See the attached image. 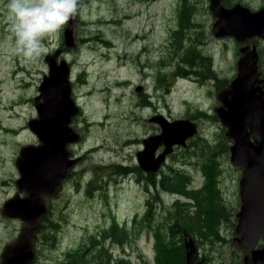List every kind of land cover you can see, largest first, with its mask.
I'll return each mask as SVG.
<instances>
[{"label":"rangeland","instance_id":"374dc122","mask_svg":"<svg viewBox=\"0 0 264 264\" xmlns=\"http://www.w3.org/2000/svg\"><path fill=\"white\" fill-rule=\"evenodd\" d=\"M190 1L192 5L183 7V0H80L77 45H65V25L45 38L46 54L24 62L11 52L14 41L7 0H0V264L3 247L24 225L18 218H6L1 208L18 191L15 159L21 147L38 142L28 122L38 115L35 97L49 71L46 55L61 47L73 68V97L81 109L73 122L82 135L73 147L81 160L58 194L47 200L49 213L36 241L34 264H64L79 250L90 259L98 249H104L103 260L111 254L114 263L123 257L126 264H155L157 226L151 225L165 223L175 204V197L165 191L156 198L155 182L170 174L169 165L190 175L186 185L201 194L198 204L184 198L186 205L181 206L189 211L188 217L193 216L183 223L189 225L200 257L207 264H242L243 251L234 238L243 172L231 161L233 141L215 110L221 104L218 93L237 74L240 43L233 36L213 34L216 16L210 0ZM231 1H242L253 9L264 4V0ZM181 19L185 33L193 36L184 33L174 40ZM258 39L264 70V39ZM182 68L189 72L176 76ZM158 114L189 118L198 123L199 131L186 146H176L158 172L150 174L135 169L137 152L145 137L161 132L160 123L151 119ZM197 145L202 149L195 152ZM208 154L219 161L218 171L213 163H200L206 156L210 160ZM123 166L132 169L124 171ZM209 187L210 195L217 191L215 196L225 202L219 206L226 212L219 229L225 240L210 236L211 230H204L198 221L208 204ZM150 209L155 217L142 222ZM163 241L162 258L169 255V237ZM169 244L175 245V258L184 245L181 256L185 255L186 264L184 236L176 234ZM92 264L105 263L95 257Z\"/></svg>","mask_w":264,"mask_h":264},{"label":"water","instance_id":"95a60500","mask_svg":"<svg viewBox=\"0 0 264 264\" xmlns=\"http://www.w3.org/2000/svg\"><path fill=\"white\" fill-rule=\"evenodd\" d=\"M224 0H211L210 8L216 16L215 36H233L244 44L237 62V74L218 93L221 104L215 109L226 134L233 139L231 160L242 168L240 179L241 207L237 213L238 233L234 244L245 250L242 264H264V77L259 68L260 54L254 39L264 38V6L252 10L242 3L228 7ZM75 19L64 30L65 45L75 47ZM63 48L46 55L49 71L39 85L35 97L38 115L28 125L37 135L38 143L21 147L16 159L20 176L19 191L7 199L2 213L24 221L21 232L2 253V264H33L36 258L34 241L49 212L46 197L57 194L71 168L80 157H71L68 144L81 140L72 126L80 107L72 95L71 64L59 56ZM161 125V132L143 139L144 147L137 152L139 165L148 172L158 171L172 152L174 145L186 144L198 132L197 122L189 118L170 120L164 114L152 117ZM257 137V141L254 139ZM164 146V149L157 153ZM186 264H207L200 257L195 239L184 231Z\"/></svg>","mask_w":264,"mask_h":264},{"label":"trees","instance_id":"16d2710c","mask_svg":"<svg viewBox=\"0 0 264 264\" xmlns=\"http://www.w3.org/2000/svg\"><path fill=\"white\" fill-rule=\"evenodd\" d=\"M190 0H183L182 4L183 7H187L188 5H192V3H190ZM191 11L193 7L191 6ZM182 18H184V16H182ZM191 19V17H189ZM185 26H184V19H181V23H180V27L179 29H177L174 33V40H176L178 38V35L182 34L184 36L185 33ZM188 33V36H193L192 33L186 32ZM185 33V34H186ZM180 42V40H179ZM192 44H193V40H192ZM196 45H197V41H196ZM181 42H180V49H181ZM195 49H198L197 47L194 48L193 52H197ZM194 52V54H196ZM188 55H186L184 61L186 62L188 59ZM180 63L179 65L181 66ZM197 70V69H194ZM187 72H189L188 68H182L180 69V71L176 72V76H182L184 74H186ZM191 72H195V71H191ZM263 75H264V70H263ZM199 145H197L195 152L197 151V149H202L198 147ZM204 150V148H203ZM209 159H206L207 156L205 158H203L201 160V164H206V163H213L216 168L217 171L220 168V164L219 161H217L212 155L208 154ZM211 157H213L216 161H214V159H212ZM172 164V163H171ZM170 167V174L169 175H163V178L159 180L157 179V181L155 182V190H156V198H157V193H159V191H165L168 193H171V195L173 197H175V204L173 209H169V213L170 215L167 217L165 223H158L159 221H157L156 223H152L151 227H155L157 226V232L154 233L155 237H156V248H157V256H156V263L155 264H171L172 263V259L176 260V263L174 264H185V255L181 256L182 253H184V245H180V255L177 256V258L172 257L173 255V250L175 245L174 244H169L172 241V238L178 234L181 235L182 237L183 235V230L184 229H188L187 226L189 225H185V223H183L184 220L187 219H192L193 216H189L190 214L189 211L187 210V208L181 209L182 205H186V202L183 200L184 198H190V199H194L196 202V204H198L199 202V198L201 196L199 191H192L191 189H189V186L186 185V178H191V176L187 175L184 171H180L176 168H174L172 165H169ZM210 168H213L211 166H209ZM124 169V171L130 170L132 169L131 167H127V166H123L122 167ZM135 169H138L139 171H143L142 168L140 166L136 167ZM175 170V171H174ZM144 172V171H143ZM127 173V172H125ZM153 174V173H150ZM175 181H177V183H174ZM168 186H171L173 188H170ZM209 195L208 198H206L207 201V207L203 208L204 209V214L199 215L198 216V221L200 223V225H202L203 229H209L211 230L212 234L210 236L215 237L216 239H221V240H225V238L220 235V233L222 231H219L221 224L224 221V217L226 212L224 213L223 211H220L219 206L222 204H225L224 199L221 196H215L216 193L210 195V187L208 189ZM218 194V193H217ZM213 205H216V208L213 207ZM145 213V212H144ZM173 215V216H172ZM155 217V214L153 215L152 210L150 209L149 211H146V213L142 216L141 221L145 222L150 220L151 218ZM137 220H140L139 217L136 218ZM44 223H46V219H44L43 221V225H42V229L41 232L43 231V229H45L44 227ZM146 223V222H145ZM180 223V226H178ZM190 228V227H189ZM110 230H112V228L110 229H106L105 233L110 232ZM166 235L169 237V243H167V249L169 252V255H165L164 258H162V246H164V241L163 238L165 237L166 239ZM193 236V235H192ZM203 238L205 236H202ZM215 240V239H214ZM98 243H95V246L97 247ZM101 249H98V252H92V257L90 259H86L82 254L81 251L79 250L78 252L76 251V253H74L73 257L70 254L66 260H64V264H92L93 259L95 257L100 258V261L105 263V264H126L127 261L122 257L117 259L116 263L113 262V260L111 259V254H108L107 257L104 258V260L102 259L101 256L102 253L104 252V249L100 252ZM97 251V250H96ZM88 255V254H87ZM87 257V256H86ZM38 259V257H37Z\"/></svg>","mask_w":264,"mask_h":264},{"label":"clouds","instance_id":"9594fccd","mask_svg":"<svg viewBox=\"0 0 264 264\" xmlns=\"http://www.w3.org/2000/svg\"><path fill=\"white\" fill-rule=\"evenodd\" d=\"M13 43L11 52L34 62L49 49L46 37L58 34L80 10V0H7Z\"/></svg>","mask_w":264,"mask_h":264},{"label":"flooded vegetation","instance_id":"af4514ba","mask_svg":"<svg viewBox=\"0 0 264 264\" xmlns=\"http://www.w3.org/2000/svg\"><path fill=\"white\" fill-rule=\"evenodd\" d=\"M226 2H227V4L225 3V0H224V3H225V5L226 6H228V7H231V6H234V5H236L237 3H242L243 5H245V6H248L247 4H244L242 1H236L235 3H233L231 0H226ZM233 3V4H232ZM210 4H211V0H210ZM264 6V4L263 5H261L259 8H257V9H253V8H251L250 6H248L250 9H252V10H258V9H260L261 7H263ZM209 7H210V5H209ZM210 10H211V8H210ZM212 11V10H211ZM213 13V12H212ZM201 27V26H200ZM212 32H213V29H212ZM203 33V30H201V31H199V34H202ZM214 34V33H213ZM223 37H225V36H223ZM254 41L257 43V48H258V50H259V54H260V59H259V68L261 69V70H263V67H262V64H261V58H262V54H263V49H262V47L260 46V44L258 43V41H259V39H254ZM240 43V47L244 44L243 42H239ZM239 47V48H240ZM230 83V82H229ZM228 83V84H229ZM227 84V85H228ZM73 122H74V119H73ZM72 122V123H73ZM73 126H74V123H73ZM75 145H77V142H74V143H70V144H68V148L70 149V151H71V157H77V155H76V152L73 150L74 148V146ZM15 165H16V159H15ZM16 167H17V165H16ZM17 170H18V172H19V169H18V167H17ZM74 170H75V166L73 167V168H71V171H70V174H69V176L66 178V180H64V182H63V184H62V186L67 182V180L69 179V177L72 175V173L74 172ZM19 174H20V172H19ZM17 180V179H16ZM18 188V187H17ZM16 193H20L21 195H25V193L24 192H19V190L18 191H16L15 192V194ZM14 194V195H15ZM1 210H2V208H1ZM1 213H2V211H1ZM4 215V214H3ZM6 218L8 217V218H13V217H9V216H6V215H4ZM23 222V221H22ZM24 223V222H23ZM24 225H25V223H24ZM24 225H21V230H22V228H23V226ZM41 232V231H40ZM19 234V233H18ZM40 234V233H39ZM17 237V236H16ZM15 237V238H16ZM14 238V239H15ZM38 238H39V235H38ZM38 238H37V240H38ZM13 239V240H14ZM12 240V241H13ZM36 240V241H37ZM12 241H9V242H7L6 244H8V243H10V242H12ZM36 241H35V249H36ZM5 244V245H6ZM5 247V246H4ZM4 247H3V250H4ZM3 250H2V252H1V264H2V253H3Z\"/></svg>","mask_w":264,"mask_h":264},{"label":"bare ground","instance_id":"6f19581e","mask_svg":"<svg viewBox=\"0 0 264 264\" xmlns=\"http://www.w3.org/2000/svg\"><path fill=\"white\" fill-rule=\"evenodd\" d=\"M143 170V169H142ZM144 172H146V173H156V172H148V171H145V170H143ZM158 172V171H157ZM185 231V230H184ZM184 231H183V233H184ZM195 244H196V242H195ZM198 249V248H197ZM199 252V251H198Z\"/></svg>","mask_w":264,"mask_h":264}]
</instances>
